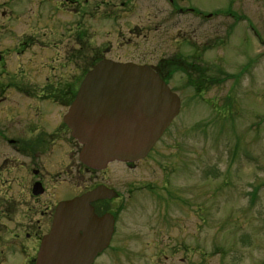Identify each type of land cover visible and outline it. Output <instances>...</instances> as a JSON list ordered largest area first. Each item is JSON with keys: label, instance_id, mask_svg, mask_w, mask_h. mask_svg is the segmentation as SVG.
<instances>
[{"label": "rangeland", "instance_id": "374dc122", "mask_svg": "<svg viewBox=\"0 0 264 264\" xmlns=\"http://www.w3.org/2000/svg\"><path fill=\"white\" fill-rule=\"evenodd\" d=\"M119 6L106 0L94 9L92 52L152 66L173 58L207 77L166 67L182 113L137 167H108L119 192L140 188L119 222L122 263H108L264 264V0H139L133 14ZM176 7L219 15L202 21ZM73 68L56 72L63 83Z\"/></svg>", "mask_w": 264, "mask_h": 264}, {"label": "flooded vegetation", "instance_id": "af4514ba", "mask_svg": "<svg viewBox=\"0 0 264 264\" xmlns=\"http://www.w3.org/2000/svg\"><path fill=\"white\" fill-rule=\"evenodd\" d=\"M168 1L175 4V0ZM105 2L0 0V219L8 221L0 222V264H38L43 241L52 232L59 204L89 193L92 194L89 205L95 217L76 227L77 240L73 247L65 240L57 241L54 250L57 259L65 262L86 259L87 264H109L110 257H117V262L122 263L120 254L126 252L127 243L116 241L119 222L140 188H128V195L119 192L106 180L108 167L112 164L137 167L155 150L182 112L180 109L145 158L132 163L114 161L104 169L86 165L80 160L82 145L73 135L66 117L80 85L95 65L110 59L148 66L174 92L168 80L170 70H165L169 66L198 73L201 81L206 82V74L192 63L178 62L179 67L171 58L165 60L164 65L152 66L147 61L122 60L92 52L87 43L89 24L97 14L94 9ZM138 2L119 0L123 10L120 14L135 13ZM176 9L193 13L202 21L219 15L195 7ZM104 12L109 17L108 12ZM228 12L233 14V10ZM5 36H9V43L4 42ZM77 40L82 41L84 53L77 52ZM79 55L84 58L77 69L75 58ZM82 64L83 69L79 70ZM71 65L74 68L70 80L63 83L56 72L60 67ZM189 84L194 85V81L189 79ZM179 98L182 107L180 95ZM9 174L14 175L9 178ZM16 188L19 191L15 193ZM110 218L113 223H107Z\"/></svg>", "mask_w": 264, "mask_h": 264}, {"label": "water", "instance_id": "95a60500", "mask_svg": "<svg viewBox=\"0 0 264 264\" xmlns=\"http://www.w3.org/2000/svg\"><path fill=\"white\" fill-rule=\"evenodd\" d=\"M180 107L178 94L152 68L104 59L86 75L66 120L82 145L80 160L104 169L113 161L135 162L146 157ZM91 195L59 204L38 264H87L86 259L58 261L54 250L62 240L73 247L76 227L93 220ZM107 223H113L111 218Z\"/></svg>", "mask_w": 264, "mask_h": 264}, {"label": "trees", "instance_id": "16d2710c", "mask_svg": "<svg viewBox=\"0 0 264 264\" xmlns=\"http://www.w3.org/2000/svg\"><path fill=\"white\" fill-rule=\"evenodd\" d=\"M178 66H179V63H178ZM180 67V66H179Z\"/></svg>", "mask_w": 264, "mask_h": 264}]
</instances>
